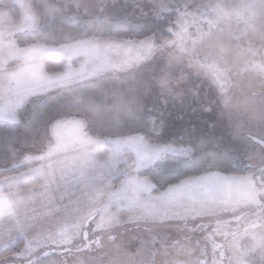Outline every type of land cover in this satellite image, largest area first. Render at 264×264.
I'll list each match as a JSON object with an SVG mask.
<instances>
[{"label":"rangeland","instance_id":"rangeland-1","mask_svg":"<svg viewBox=\"0 0 264 264\" xmlns=\"http://www.w3.org/2000/svg\"><path fill=\"white\" fill-rule=\"evenodd\" d=\"M10 1L19 8L20 21L13 24L7 16H0L1 99L10 92L7 82L20 75L14 72L27 65L34 67L38 61L41 64L44 56L67 61L66 72L57 77L59 90L46 92L45 96L75 91L98 80L112 86L131 83L133 65L153 55V42L101 40L93 36L109 33L116 26L137 31L134 20L156 18L174 7L193 18L195 24L205 18L209 33L201 40L197 35L194 40H185L186 52L194 56L190 65L183 64L176 74L160 68L156 78L151 79L156 95L152 99L158 98L161 115L165 114L163 124L172 122L166 112L170 108L175 110V106L195 116L190 121L181 114L173 116L176 121L191 124V129L179 139L185 145L148 144L140 133L124 137L89 136L85 135L86 127L59 122V134L75 136L62 141L64 147L75 142L92 150H105L107 154L101 158L92 154L84 162L65 160V171L56 177V183L29 192L31 197L33 192L41 196L45 192L51 194L52 202L57 204L50 201L45 206L44 216H36L22 240H3L0 233V252L12 247L4 254V263L21 262L27 259V252L62 253L61 250L88 263L90 254L88 261L85 253L80 254L85 244L78 237L82 233L90 237L97 227L107 238L105 242H111L107 244L110 249L128 242L130 264L145 262V255L174 244L175 261L188 263L193 259V241L199 234L206 244L203 264H264V147L250 140L264 143V0ZM161 43L159 46L163 47ZM75 60L76 66L69 70V63ZM31 73L30 79L41 80L36 71ZM56 80L50 78L45 82L57 86ZM41 94L35 95L36 100L45 98ZM6 100L9 104V96ZM196 125L202 135L196 132ZM223 136L227 137L224 143L220 142ZM44 140H38L26 151L36 154ZM17 154L20 156L14 151L0 162V172L33 163L17 178L29 182L43 176L38 160L25 157L32 153L16 159ZM168 156L178 160L196 158L203 171L209 168L208 164L213 167L221 163L218 158H222L223 163L244 172L239 176L206 172L154 194V187L143 175L150 165L165 161ZM29 184L24 189L39 182ZM28 211L32 213L35 208ZM184 242L187 244L181 245ZM217 245L221 246L216 248ZM86 251L90 253L91 248ZM54 260L49 258L41 264H53ZM158 261L164 264L161 259Z\"/></svg>","mask_w":264,"mask_h":264},{"label":"trees","instance_id":"trees-1","mask_svg":"<svg viewBox=\"0 0 264 264\" xmlns=\"http://www.w3.org/2000/svg\"><path fill=\"white\" fill-rule=\"evenodd\" d=\"M1 15L7 16L13 24H17L20 21L19 8L10 0H0ZM204 20L206 19L202 18L195 24L193 18L185 16V14L180 12V9L174 7L170 11L158 15L156 18H149L143 22L134 20L139 28L137 31L131 30L129 32L116 26L109 33L94 35L93 39L101 40L119 38L128 40L129 42L152 41L155 51L145 61L133 65V71L130 73L134 74V77L131 83L125 81L112 86L106 81L98 80L92 84H86L78 90L50 95L32 102L26 108L25 115H21L22 119L26 120V126L22 125L17 130L16 136L19 134L20 141L31 142L43 134V129L49 121L58 118L76 117L85 122L87 132L92 135L124 137L140 133L143 142L148 144L172 147L185 145L179 139H181L183 133H187L191 129V124H185V121H176L173 116L174 114H181L188 121L194 120L195 116L187 112L184 113L183 110L179 111V106H175V110L170 108L166 112L169 119L174 122V125H169L172 122L166 125L163 124L162 117L165 114L161 115L162 108L158 102V98L155 101L152 99L156 95L152 88L151 79L156 78L160 68H165V71L176 74L177 69L183 64L190 65L194 60V56H190L186 52L188 45L185 40H194L195 35L198 36V40H201L202 36L205 37L209 33V29L204 26L207 20L206 22ZM172 41L177 43L184 41L186 44L181 46ZM160 43L163 44V47L159 46ZM171 58L174 59L175 63ZM78 60L70 62L69 65L75 67ZM66 64V60L52 56H44L41 60V66L47 75L62 73ZM137 88L141 90L137 91ZM158 124H160V127ZM178 126L182 127L184 131L186 129V132H182L179 128L176 130ZM204 129L207 131L206 128ZM195 130L198 134L202 135V131H199V126L196 125ZM225 138L227 137L223 136L220 142L224 143L223 139ZM229 141L227 139L226 143L229 144ZM192 150L194 152V148ZM97 153L100 158L107 154L105 150H99ZM218 159L221 163L213 167L208 164L209 168L203 171L199 169L196 158H193V160H178L177 157L168 156L165 161L150 165L143 176L154 187L155 194L175 186L189 177L203 176L206 172L224 176H239L243 174L244 170L223 163L222 158ZM4 160L5 158L0 157V162ZM32 164L26 163L16 168L1 171L0 179L24 172ZM32 184H35V182ZM29 185H22L19 188L24 189ZM185 244L187 243H181V245ZM175 245H166L163 247V251L156 250L154 253L150 252L143 257L146 260L145 262L139 260L137 263L159 264L158 259H161L164 264H174L176 262L174 259L176 254L173 250ZM193 245V259L188 263L185 261L180 264H198L202 260L203 249L206 248V244L201 242L200 234L194 239ZM220 246L217 245L216 248ZM11 249L12 247L5 252H0V257ZM151 257H155V259ZM176 264L178 263L176 262ZM214 264H220V262H214Z\"/></svg>","mask_w":264,"mask_h":264},{"label":"crops","instance_id":"crops-1","mask_svg":"<svg viewBox=\"0 0 264 264\" xmlns=\"http://www.w3.org/2000/svg\"><path fill=\"white\" fill-rule=\"evenodd\" d=\"M70 67L71 66H69V70ZM29 69L31 71H36L38 76L42 77L41 80H35V78H33V80L30 79V77L32 78L33 74ZM65 72L66 70L60 74L47 75L42 71L40 61H38L34 67L31 65L24 66L23 70L20 72L17 70L14 72L20 73V75L17 74V76H12L14 79L18 77L16 81L14 79L12 80L11 76H9L12 80L11 82H7V84H9L7 87H9L10 92H6L3 99H1L2 95L0 96V157L8 158L10 157V153H13L14 151L20 153V156L18 154L15 156L16 159L21 158L22 155L24 156L28 155V153H32L31 155L25 157L32 160L37 159L38 163H40L39 167H41L43 173L45 174L44 178L43 174L42 177L29 182H24L22 178H17L19 175H22L31 169L30 167L24 172L16 173L7 180L0 181V233L3 235V240L6 238L22 240L21 238L26 236L31 224L36 222V216H44L43 212L45 206H47L50 201L51 204H57V202H52L51 194L49 196V194L45 192V195L41 196V194L38 195L39 192H33L31 197L29 196V192L37 191L38 189L42 188L43 185L48 186L49 184V186H51L53 183H56V177L59 174H63L64 172L62 171H65L62 166L66 162L63 161L74 160L76 162L77 160L82 159L84 162L85 159L90 160L92 154H97L98 156V151L94 149L92 150L91 147H87L86 145L82 146L74 142L70 147H64L62 144V141L68 139L70 136L67 134L64 136L59 134L57 132V124L59 122H70L72 124L85 127V122L82 119L76 117L58 118L49 121L46 123L43 129V134L40 137L33 139L31 142L20 141L19 134L16 136L17 130L22 125L24 127L26 126V120L22 119L21 115H25L26 108L32 102L40 100L38 99L39 97L37 98L38 100H36L35 95H40L43 93L41 95H43V97H47L51 94H46L45 96L46 92L53 91V93H57L59 90V86L57 85L59 78L57 77H61ZM50 78L57 79L55 81L57 86H53L54 83L50 84L45 82L46 79ZM0 82H2V79ZM7 96H9V104H7ZM85 131V135L92 136V134H89L87 130ZM70 138L75 139V136ZM38 140H44V142L42 147L37 149L38 151L36 154L31 151H26V149H28L31 145L32 147L30 148H33L37 144ZM20 145L21 147L19 148L18 146ZM33 181H38L39 185L27 189L19 188V186L29 184ZM30 207L35 208V211L30 213L28 211ZM36 208L38 209V212Z\"/></svg>","mask_w":264,"mask_h":264},{"label":"flooded vegetation","instance_id":"flooded-vegetation-1","mask_svg":"<svg viewBox=\"0 0 264 264\" xmlns=\"http://www.w3.org/2000/svg\"><path fill=\"white\" fill-rule=\"evenodd\" d=\"M96 227V230L91 234V236H87L86 234H83L78 237L81 242H83L84 248L80 249V254L85 253V260L88 261V254H90V262H82L80 258L73 257L68 251H62V253H56L54 252H48V251H43L39 253H30L27 252L26 256L27 259L22 260L21 262L16 261L15 264H41L44 262V260L49 259V258H55V262L53 264H130V246L127 243H124L123 246H113L111 249L105 242L107 239L105 236L101 235L99 233V230ZM126 242V241H124ZM125 244L127 246L125 247ZM90 253L86 250L90 249ZM102 248V249H101ZM101 249V250H100ZM60 251V250H59ZM126 251V252H125ZM120 252L123 253V255H120ZM129 252V253H128ZM115 254V257L113 256ZM5 255L0 257V264H8L4 263V259H6ZM114 259H116V263L114 262ZM200 262V261H199ZM198 262V263H199Z\"/></svg>","mask_w":264,"mask_h":264},{"label":"water","instance_id":"water-1","mask_svg":"<svg viewBox=\"0 0 264 264\" xmlns=\"http://www.w3.org/2000/svg\"><path fill=\"white\" fill-rule=\"evenodd\" d=\"M251 142L255 143V144H258L260 145L261 147H264V143L263 142H260L254 138H250ZM204 263V260H201L198 264H203Z\"/></svg>","mask_w":264,"mask_h":264}]
</instances>
